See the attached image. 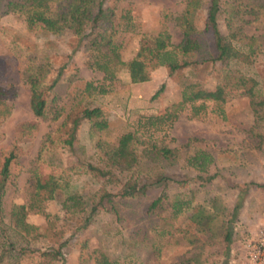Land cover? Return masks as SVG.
<instances>
[{"label": "rangeland", "instance_id": "374dc122", "mask_svg": "<svg viewBox=\"0 0 264 264\" xmlns=\"http://www.w3.org/2000/svg\"><path fill=\"white\" fill-rule=\"evenodd\" d=\"M185 0H109L115 6V22L123 59L136 53L143 34H157L164 26L173 44H178L182 32L177 16ZM226 0H222L225 2ZM211 0H202L195 13L194 23L203 30ZM167 13V18H164ZM220 29L226 32L225 24ZM249 35L257 37L261 46L250 65H240L258 83L264 95V23L245 26ZM85 47L74 50V37L70 31L53 35L45 31L35 19L17 13L0 17V86L7 89L6 116L0 117V162L14 144L20 150L10 166V175L2 196L0 213V264H35L38 251L52 245L48 236L41 235L27 241L16 234L9 225L12 203L29 202V191L37 176H53L59 182L55 197L46 200L42 211L30 210L26 222L45 233L47 225H55L56 245L63 244V253L56 264H94L96 256L106 254L120 263L181 264H248L245 243L264 227V119L257 125L249 98L241 90H230L227 100L220 105L223 114L213 102L208 103L202 117H190L187 110L179 113L171 127L158 125L139 126V121L149 115H159L179 100L180 90L187 82L199 81L204 87L216 83L214 66L210 64L185 67L169 74L165 66L152 72L151 79L130 83L127 72L121 70L113 82L103 79V73L87 65ZM45 64L50 68L47 80L56 76L63 64L65 68L54 88L56 104L66 110L84 106L100 107L109 121V127L94 132L87 121H82L72 148L64 146V130L60 121L38 120V127L27 137L18 138L17 129L23 122L33 120L29 106L30 90L23 80L29 64ZM104 85L108 91L97 93L85 90V83ZM163 85V91L154 93ZM126 130H136L141 139H150L178 152L175 162L166 164L171 180L166 186H152L146 195L137 198H119L126 173L114 171L111 178L101 176L87 167H103L100 149L115 145L118 135ZM99 144V145H98ZM198 149L207 150L215 157L207 174L194 171L185 163L187 156ZM212 180L204 177L212 175ZM178 181H183L179 183ZM105 188L114 195L117 215L101 209L91 213L89 222L77 223L64 208V198L72 193L93 196ZM165 190L172 200L193 197V204H204L213 197L219 198L231 211L242 197L241 206L233 222V239L228 256L222 241H213L207 234L187 219L190 211L174 219L175 228L169 235L157 238L154 227L162 226L161 219L169 216L170 208L150 214V202ZM169 201V200H168ZM183 232L195 234L194 240L184 239ZM53 233V232H52ZM53 237V235H52ZM21 247H26L23 250ZM158 249V250H157ZM33 251V254H28ZM157 250V251H156ZM183 264V263H182Z\"/></svg>", "mask_w": 264, "mask_h": 264}, {"label": "trees", "instance_id": "16d2710c", "mask_svg": "<svg viewBox=\"0 0 264 264\" xmlns=\"http://www.w3.org/2000/svg\"><path fill=\"white\" fill-rule=\"evenodd\" d=\"M109 0H0V17L7 13H17L37 20L45 31L53 35L70 31L74 37V50L85 47L87 65L103 73V79L110 83L117 78L121 70L127 72L130 83H141L151 79L152 72L159 66H165L169 74L185 67L210 64L214 66L216 83L213 87H204L199 81H190L180 90L178 101L168 105L159 115H149L139 121V126L166 125L171 127L180 112L187 110L190 117H202L207 113L209 102L220 105L227 100L230 90H241L249 98L257 125L264 119V95L257 89L258 83L254 77L240 68V65H250L252 58L261 43L254 35L245 31V26L252 21L264 23V0H211L207 10L205 27L198 29L194 23L195 13L202 0H185L184 7L177 21L182 37L178 44H173L171 35L164 23L157 34H143L138 49L130 59H123L120 54V44L115 37L118 27L115 22V6ZM164 13V18H167ZM225 24L226 32L220 29V22ZM63 64L56 76L50 81L47 76L50 68L45 64H29L23 72V80L30 90L29 106L33 120L23 122L17 129L18 138L27 137L38 127V120L60 121L59 130H64L61 140L64 146L72 148L80 123L87 121L94 132H100L109 127V121L102 114L100 107L84 106L80 103L70 110L56 104L53 97L54 88L59 80ZM85 90L92 89L97 93H106L104 85L85 83ZM163 91V85L154 93L155 98ZM53 94V95H52ZM7 89L0 86V117L8 114L9 108L5 100ZM99 145V144H98ZM19 146L14 144L3 156L0 162V213L1 202L5 193V185L10 175V166L19 154ZM103 167L88 164L87 167L101 176L111 178L114 171L126 173L122 188L116 194L119 198H137L147 194L152 186L164 184L171 180L166 172V164L178 159V152L165 145H159L150 139H141L136 130H126L119 134L115 145L100 149ZM215 157L207 150L198 149L185 159L188 167L199 174L209 172ZM214 174L204 177L212 180ZM182 183L183 181H178ZM264 187V184H258ZM59 182L53 176H37L29 191V202L12 203L9 209V225L21 238L27 241L41 235L48 236L52 241L50 247L38 251V261L35 264H56L63 253V244L56 245L58 236L53 230L55 225H47L45 233L36 230L34 225L26 222L30 210L42 211L43 204L55 197ZM169 200V201H168ZM240 201L229 209L217 197L209 199L204 204H193V197L177 198L171 201L165 190L154 198L147 211L162 209L164 203L170 208L169 216L161 219L162 226H155L157 238H163L175 228L174 219L190 211L187 219L192 222L197 231L208 235L213 241H222L225 245V255L228 256L229 245L232 242L235 221ZM62 208L71 217L69 219L83 225L89 222L91 213L105 209L117 215L114 195L105 188L86 197L83 194L67 195ZM53 232V233H52ZM184 239L193 241L195 234L183 232ZM53 235V237H52ZM22 252L26 247H21ZM158 250V249H157ZM156 250V251H157ZM33 254V251H28ZM189 259L183 264H190ZM181 263V264H182ZM94 264H125L111 259L101 253L95 258ZM127 264V263H126ZM142 264V263H128ZM222 264H227L224 261Z\"/></svg>", "mask_w": 264, "mask_h": 264}, {"label": "built area", "instance_id": "2783aa9c", "mask_svg": "<svg viewBox=\"0 0 264 264\" xmlns=\"http://www.w3.org/2000/svg\"><path fill=\"white\" fill-rule=\"evenodd\" d=\"M248 264H264V227L245 243Z\"/></svg>", "mask_w": 264, "mask_h": 264}]
</instances>
